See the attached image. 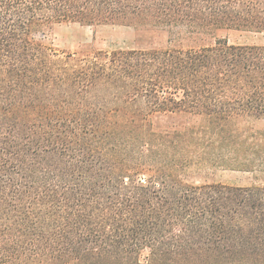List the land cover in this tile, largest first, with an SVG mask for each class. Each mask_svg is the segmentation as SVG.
Here are the masks:
<instances>
[{
	"label": "trees",
	"instance_id": "1",
	"mask_svg": "<svg viewBox=\"0 0 264 264\" xmlns=\"http://www.w3.org/2000/svg\"><path fill=\"white\" fill-rule=\"evenodd\" d=\"M61 23L169 46L65 52ZM230 29L264 30V0H0V264H264V184L180 175L264 177V129L234 127L264 118V45Z\"/></svg>",
	"mask_w": 264,
	"mask_h": 264
},
{
	"label": "rangeland",
	"instance_id": "2",
	"mask_svg": "<svg viewBox=\"0 0 264 264\" xmlns=\"http://www.w3.org/2000/svg\"><path fill=\"white\" fill-rule=\"evenodd\" d=\"M167 31H138L132 26L119 24H103L98 26H83L77 23H61L55 25L45 42L58 50L65 52L113 51L129 49H165L168 44ZM217 37H222L229 44L264 45V30L230 29L218 31ZM205 44H213V38H204ZM202 120L187 115L154 118V125L164 127L169 124H201ZM236 129L250 131L264 129V118L254 119L239 117L234 121ZM144 175L153 172L148 164H142ZM180 175L192 184L224 183L236 186L264 184V177L254 173L213 164L190 165L180 172Z\"/></svg>",
	"mask_w": 264,
	"mask_h": 264
}]
</instances>
